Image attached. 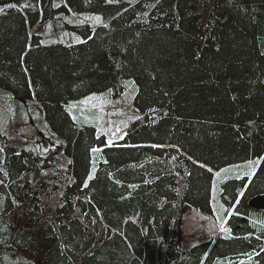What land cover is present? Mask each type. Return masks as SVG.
Instances as JSON below:
<instances>
[{"label": "trees", "instance_id": "1", "mask_svg": "<svg viewBox=\"0 0 264 264\" xmlns=\"http://www.w3.org/2000/svg\"><path fill=\"white\" fill-rule=\"evenodd\" d=\"M66 2L0 0V90L37 100L63 139L41 155L34 118L30 137L0 131V264H264L250 205L264 194V0ZM71 10L109 22L46 39ZM126 79L140 115L109 144L67 105L119 97ZM258 157L251 180L223 184L230 234L185 249V214L214 212V171Z\"/></svg>", "mask_w": 264, "mask_h": 264}, {"label": "rangeland", "instance_id": "2", "mask_svg": "<svg viewBox=\"0 0 264 264\" xmlns=\"http://www.w3.org/2000/svg\"><path fill=\"white\" fill-rule=\"evenodd\" d=\"M133 1V0H131ZM67 3L66 0H55L57 7ZM60 19L51 24L45 33L46 39L55 40L64 44L77 43L83 40V36L74 31L70 24H91L94 27L109 22V18L102 13L94 12H61ZM99 17V20L94 19ZM58 36V37H56ZM138 94V86L134 79L125 80V91L119 97L113 96V90L92 93L84 98L73 101L67 105V109L74 119L80 124L93 125L99 134H106L109 144H113L123 139L131 123L140 115L139 108L135 103ZM30 117L34 118L41 134L32 137L37 152L46 155L50 150H62L63 139L54 134L46 121L45 112L42 105L37 100H29L26 104L23 100L13 98L5 90H0V131L13 133V130L26 137L33 134L29 123ZM17 122L22 123L18 126ZM119 129V131H118ZM263 157L247 160L240 163L230 164L219 170H215L214 185L212 191L213 213H206L200 209L192 208L184 216L183 235L184 248L190 249L198 243L205 242L219 234L228 236L230 229L228 226L227 207L225 206L221 193L224 182L230 179H240L248 177L251 180L259 168ZM254 162V166L249 167L248 162ZM98 159H94L89 180L95 175ZM88 180V181H89ZM226 231H221V223Z\"/></svg>", "mask_w": 264, "mask_h": 264}, {"label": "water", "instance_id": "3", "mask_svg": "<svg viewBox=\"0 0 264 264\" xmlns=\"http://www.w3.org/2000/svg\"><path fill=\"white\" fill-rule=\"evenodd\" d=\"M251 207L257 210H264V194L258 195L251 199L250 201Z\"/></svg>", "mask_w": 264, "mask_h": 264}, {"label": "snow or ice", "instance_id": "4", "mask_svg": "<svg viewBox=\"0 0 264 264\" xmlns=\"http://www.w3.org/2000/svg\"><path fill=\"white\" fill-rule=\"evenodd\" d=\"M108 2H112V0H108ZM10 7H15V5H11ZM94 19L99 20L100 18H99V17H95ZM118 131H119V129H118ZM93 151H96V149H93ZM248 166H249V167L254 166V162L249 161V162H248ZM221 231H226V229H225L224 226H223V222L221 223Z\"/></svg>", "mask_w": 264, "mask_h": 264}]
</instances>
